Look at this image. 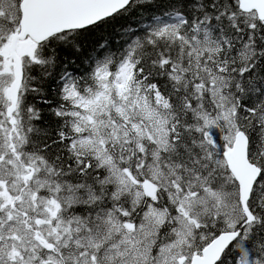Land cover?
Segmentation results:
<instances>
[{"label":"snow or ice","instance_id":"snow-or-ice-1","mask_svg":"<svg viewBox=\"0 0 264 264\" xmlns=\"http://www.w3.org/2000/svg\"><path fill=\"white\" fill-rule=\"evenodd\" d=\"M0 264H264V0H0Z\"/></svg>","mask_w":264,"mask_h":264}]
</instances>
